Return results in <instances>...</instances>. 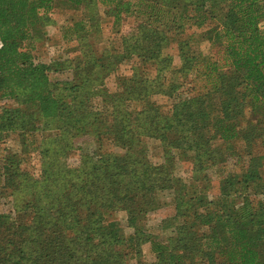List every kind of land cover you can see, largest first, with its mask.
I'll list each match as a JSON object with an SVG mask.
<instances>
[{
  "label": "trees",
  "instance_id": "trees-1",
  "mask_svg": "<svg viewBox=\"0 0 264 264\" xmlns=\"http://www.w3.org/2000/svg\"><path fill=\"white\" fill-rule=\"evenodd\" d=\"M56 1L77 15L61 26L77 54L37 62ZM104 17L118 47L89 41ZM129 20L141 36L123 33ZM263 22L264 0H0V96L18 104L0 107V200L11 204L0 211V264H264ZM125 56L131 73L110 92L104 79ZM11 134L20 152L1 147ZM84 135L94 150L69 168L64 155ZM148 138L161 145L157 163ZM159 210L150 234L146 217Z\"/></svg>",
  "mask_w": 264,
  "mask_h": 264
},
{
  "label": "rangeland",
  "instance_id": "rangeland-1",
  "mask_svg": "<svg viewBox=\"0 0 264 264\" xmlns=\"http://www.w3.org/2000/svg\"><path fill=\"white\" fill-rule=\"evenodd\" d=\"M48 22L42 27V37L40 40L36 41V48L32 51L37 62L51 63L53 61H62L65 59H70L76 56V44L73 41H68L64 35L61 26L65 24L70 18H77L75 11L69 8L65 2L56 1L53 8L50 10ZM101 25L103 27L102 32L98 33L96 36L90 38V43L95 47L102 48L104 45L115 46L119 45V38L110 40L109 36L113 38L115 36V31L111 29V18H102ZM264 30V22L261 27ZM123 33L131 32L136 36H141V29L138 22L134 20H129L121 28ZM199 34L200 30H196ZM118 37V36H116ZM195 45L201 50L202 53L209 55L211 53V44L202 36H196ZM163 53L169 54L173 58V64L175 66L179 65V58L177 56L176 46L173 43H166L163 47ZM131 73V61L129 56H125L124 60L104 79V85L110 92H115L119 89V78L120 76L130 75ZM71 72L55 73L51 72V78L55 79L58 77L60 79H66L70 77ZM154 100L163 104L164 101L160 96H153ZM98 102V99L95 100ZM7 105L9 107L18 106L14 101L2 98L0 96V107ZM26 114L35 115L34 110L29 105L21 106ZM145 144L148 151V157L152 162H159L162 159V149L161 145L157 140L148 138L145 140ZM1 147L6 148L7 152H20L21 145L17 134H11L7 137L6 141L1 145ZM95 143L94 140L88 136H79L74 140V148L64 155V162L69 168L77 167L85 152L90 154V151L94 150ZM115 150V148H113ZM117 152L119 149L116 150ZM39 166V156L35 153L32 154L27 162V168L33 170L32 168H38ZM175 173L181 176L183 180L189 182V169L190 165L187 161L179 158L175 164ZM11 204L9 199L0 200V211L9 212L11 209ZM116 216L125 224V213L118 212ZM163 218L162 211H155L148 214L146 217V226L150 234L154 232H160L158 228L159 221ZM126 232H130L126 228ZM143 255L140 261L143 263H149L154 260V255L151 252L150 245L148 243L142 246Z\"/></svg>",
  "mask_w": 264,
  "mask_h": 264
}]
</instances>
